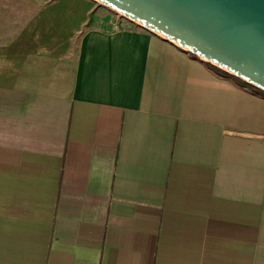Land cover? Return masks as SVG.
Here are the masks:
<instances>
[{
  "label": "crops",
  "instance_id": "1",
  "mask_svg": "<svg viewBox=\"0 0 264 264\" xmlns=\"http://www.w3.org/2000/svg\"><path fill=\"white\" fill-rule=\"evenodd\" d=\"M12 1L0 264H264V95L93 0Z\"/></svg>",
  "mask_w": 264,
  "mask_h": 264
},
{
  "label": "water",
  "instance_id": "2",
  "mask_svg": "<svg viewBox=\"0 0 264 264\" xmlns=\"http://www.w3.org/2000/svg\"><path fill=\"white\" fill-rule=\"evenodd\" d=\"M264 91V0H97Z\"/></svg>",
  "mask_w": 264,
  "mask_h": 264
},
{
  "label": "rangeland",
  "instance_id": "3",
  "mask_svg": "<svg viewBox=\"0 0 264 264\" xmlns=\"http://www.w3.org/2000/svg\"><path fill=\"white\" fill-rule=\"evenodd\" d=\"M95 2L94 9L99 11L100 17L106 20H117L120 22V24H111L110 27L113 28H119L120 26H125L129 21V19L122 16L120 13L110 9L109 7L105 6L104 4L100 3L97 0H93ZM13 5H18L14 11ZM21 5H25L23 3H15L12 0H0V43L8 40L11 38L10 36L16 32V30L19 28L17 26L12 25V19L13 17H17L22 19L21 21H24V18H27L29 15L28 9H20ZM13 12L16 14L14 15ZM95 13V12H94ZM76 39L74 41V48L76 46ZM73 48V49H74ZM73 51V50H72ZM203 59V58H202Z\"/></svg>",
  "mask_w": 264,
  "mask_h": 264
},
{
  "label": "trees",
  "instance_id": "4",
  "mask_svg": "<svg viewBox=\"0 0 264 264\" xmlns=\"http://www.w3.org/2000/svg\"><path fill=\"white\" fill-rule=\"evenodd\" d=\"M87 24V23H86ZM83 30L77 35V39L78 37L82 34ZM205 64L210 67L212 70H214L216 73L224 76V77H230L233 81H235L238 85H240L241 87H245L246 89H249L251 90L252 92L254 93H257V94H262L264 95V91L245 82L244 80L240 79L239 77L235 76V75H232L230 74L229 72L213 65L212 63L208 62V61H204Z\"/></svg>",
  "mask_w": 264,
  "mask_h": 264
}]
</instances>
